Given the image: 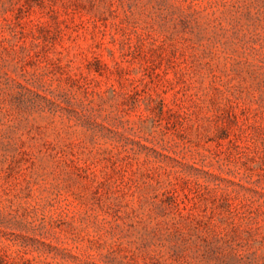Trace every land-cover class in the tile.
Wrapping results in <instances>:
<instances>
[{"label":"rangeland","instance_id":"rangeland-1","mask_svg":"<svg viewBox=\"0 0 264 264\" xmlns=\"http://www.w3.org/2000/svg\"><path fill=\"white\" fill-rule=\"evenodd\" d=\"M0 264H264V0H0Z\"/></svg>","mask_w":264,"mask_h":264}]
</instances>
